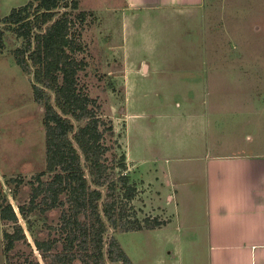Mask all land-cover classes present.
Segmentation results:
<instances>
[{"label":"rangeland","instance_id":"obj_1","mask_svg":"<svg viewBox=\"0 0 264 264\" xmlns=\"http://www.w3.org/2000/svg\"><path fill=\"white\" fill-rule=\"evenodd\" d=\"M28 1L0 0V202L3 197L12 205L25 235L15 250L20 257L42 262L34 238L55 236L57 214L33 212L24 218L18 205L27 204L30 185L45 168L43 110L33 99L31 74L14 62L13 50L22 40L1 22L11 8ZM123 6L122 0H59L60 10L85 13L83 50L77 57L86 67L80 79L111 122L110 142L117 145L118 156L124 153V173L136 189L126 202V219L138 220L142 228L109 229L105 240L113 235L133 264H171L176 249L182 251L180 264L189 262V252L191 262L203 264L205 156L264 151V114L259 105L255 114L233 113L234 66L216 64L211 45L203 49L215 63L205 65V80L184 71L185 60L195 62L201 54L188 60L192 55L185 46L181 15L126 14ZM263 19H255L256 25L264 27ZM243 46L247 51V41ZM255 46L249 51L262 50ZM238 67L244 73L250 66ZM263 90L262 85L257 91ZM240 91L244 94L242 87ZM168 194H173L172 202ZM155 221L160 225L146 227ZM5 230L13 226L0 220V264H6Z\"/></svg>","mask_w":264,"mask_h":264},{"label":"trees","instance_id":"obj_2","mask_svg":"<svg viewBox=\"0 0 264 264\" xmlns=\"http://www.w3.org/2000/svg\"><path fill=\"white\" fill-rule=\"evenodd\" d=\"M84 17V12L60 10L59 0H31L1 19L22 40L13 50L14 62L31 74L33 99L43 110L45 168L35 175L28 202L18 205V212L24 218L33 212L58 217L54 237L34 238L42 262L20 257L15 248L25 235L2 197L0 220L13 226L2 234L6 264H133L113 235L105 240L109 229L136 231L142 225L126 219L135 185L124 173V153L118 156L110 142L111 122L80 79L86 67L77 57ZM2 36L0 31V47Z\"/></svg>","mask_w":264,"mask_h":264},{"label":"crops","instance_id":"obj_3","mask_svg":"<svg viewBox=\"0 0 264 264\" xmlns=\"http://www.w3.org/2000/svg\"><path fill=\"white\" fill-rule=\"evenodd\" d=\"M122 2L126 14L181 15L185 46L188 52L191 49L188 54L192 55L188 60L201 54L195 62L185 60L184 71L205 80V65L215 63L211 57L207 58L203 49L205 44L211 45L216 64L234 66L231 67L235 71L233 80L236 85L232 97L233 104H236L233 113L255 114L259 105L262 108L259 112L264 114V90L257 91L264 86V27L255 22V19L264 18V0ZM125 32H128L127 28ZM244 35L245 38L241 39ZM245 41L249 46L247 51L243 46ZM255 44V49L259 46L262 50L249 51ZM239 65L250 67L242 73ZM241 87L244 89L242 95ZM246 137L251 138L249 134ZM204 177L203 264H264V151L208 154L205 156ZM168 200L173 201V194H168ZM172 253L176 259L171 264H180L182 251L176 249ZM186 256L189 262L185 264H194L191 262L192 252Z\"/></svg>","mask_w":264,"mask_h":264}]
</instances>
